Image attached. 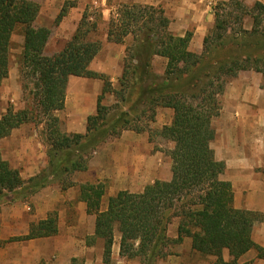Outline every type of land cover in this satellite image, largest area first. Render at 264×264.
Here are the masks:
<instances>
[{"label": "trees", "instance_id": "1", "mask_svg": "<svg viewBox=\"0 0 264 264\" xmlns=\"http://www.w3.org/2000/svg\"><path fill=\"white\" fill-rule=\"evenodd\" d=\"M230 3L216 7L215 26L204 40L201 55L189 51L192 33L178 37L170 32V21L161 7L122 5L117 19L109 24V42L124 44L126 38L133 37L134 44L126 50L119 79L124 93H137L130 111L142 107V114L151 112L154 121L157 108L172 110L173 120L162 128L160 136L172 142L174 149L168 153L172 161L170 181H156L138 194L121 191L109 199L106 210L101 209L105 194L102 185L81 187L87 213L96 216L92 240L104 242L105 263L111 261L116 233L120 235L121 257L139 258L142 264H157L168 256L166 250L171 244H181L186 238L191 239L195 253L215 258L214 264H239L252 250L264 260V248L253 240L257 215L234 207L232 184L221 179L226 165L216 159L212 148L216 135L212 121L221 113L227 85L241 72L250 70L260 72L264 81V7L259 2L252 8L241 3L242 13L235 16L240 28L235 32L230 23L233 13H222ZM39 13V4L31 0H0V87L10 73L12 36L21 27L25 38L21 74L27 102L21 111L9 107L0 119V141L21 126L44 119L49 146L51 171L46 169L27 182L0 151V195L21 192L23 200L45 188L51 176L58 179L63 191L68 190L74 186L68 177L89 168V161L84 159L86 152L109 138H120L124 131H144L133 125L134 119L126 112L109 123L103 102L115 91L108 76L90 69L102 46L89 40L97 25L90 23L87 11L71 40L51 57L44 54L51 31L35 27ZM65 13L66 9L58 22ZM247 17L252 20L251 31L244 28ZM154 57L167 61L164 77L151 72ZM71 77L104 83L96 114L87 119L86 134H67L56 116L65 108ZM123 101H127L125 97ZM86 142L88 145L82 147ZM174 220L178 227L173 240L168 232ZM57 233L55 213L33 225L27 239ZM225 251L231 257L229 262L224 259ZM71 264L85 262L73 258Z\"/></svg>", "mask_w": 264, "mask_h": 264}, {"label": "crops", "instance_id": "2", "mask_svg": "<svg viewBox=\"0 0 264 264\" xmlns=\"http://www.w3.org/2000/svg\"><path fill=\"white\" fill-rule=\"evenodd\" d=\"M121 2L128 3L129 0ZM218 2V0H159L154 6L164 10L170 21L169 30L172 34L184 37L188 32L192 33L189 51L201 55L204 51V40L215 26ZM116 46L118 44H114L110 49L115 50ZM97 58L98 56L90 65L92 71H95ZM123 63L124 57L120 54L116 58V70L104 69L100 72L109 76H122ZM245 73L247 72L240 73L237 81L230 83L226 88L220 116L212 121L216 134L212 148L216 159L226 165L221 179L232 184L234 207L264 215V90L260 83L242 82ZM77 78H70V87L72 80ZM98 94L99 89L82 88L75 96L74 105H70L69 96L66 97V110L71 108L73 116L81 118L84 122L80 130H73V126H68V132L84 134L85 130L87 131L84 124H87L88 117L96 114ZM165 111L168 116L165 126H168L174 114L172 110ZM137 140L138 136L134 132L126 131L118 142L104 144L95 153L88 170L73 175L74 186L66 191L62 190L59 183L48 184L31 196L30 202L19 200L0 204V264H49L52 255L65 251L66 242L57 238V235L61 234L59 225L58 233L53 237L27 239L33 225L47 220L53 213L57 214L55 208L59 203L68 202V205H71L78 202L81 219L83 215L94 216L89 231V234L94 236L96 216L87 213V205L81 198V187L84 185L95 186L109 180L121 189L120 192L130 189L132 193L138 194L156 181H170L172 178L170 157L164 160L159 153L148 154L146 149L140 152L137 149L140 145ZM0 151L4 160L19 170L26 182L49 168L44 146L35 147L30 139L23 137L17 130L10 137L0 141ZM173 238H177V231ZM253 240L264 248V221L255 223ZM118 252L120 253V243ZM247 258L254 261L252 264H264V260L257 258L255 250L244 255L239 264H246ZM224 259L226 262L231 260L228 252L227 255L224 254Z\"/></svg>", "mask_w": 264, "mask_h": 264}, {"label": "rangeland", "instance_id": "3", "mask_svg": "<svg viewBox=\"0 0 264 264\" xmlns=\"http://www.w3.org/2000/svg\"><path fill=\"white\" fill-rule=\"evenodd\" d=\"M31 1L39 4L40 6V13L35 22V27H44L48 28L51 31L50 39L44 52V54L49 57L56 55L63 50V48L75 34L85 12L87 11L90 23H96L97 25L96 32H92L90 34L89 40L100 42L102 46L101 51L97 55L98 58L95 61V72L98 71L99 73H102L100 72V70H116V58L121 54L125 59L127 48L131 47L134 44L133 37H128L126 38L124 44H118L115 50L114 48L110 49V47H113L115 43L108 41L109 24L112 19H117L119 7L122 5H135L158 8L157 6H154V4L159 0H140V3H134L133 0H129L128 3H123L121 2V0ZM218 1L219 2L217 3L216 7L221 3L231 2L230 7L222 13H233V17L230 20V23L232 29H234L235 32L239 31L240 28V24L236 21V17L242 13V8H240L239 6L241 3L244 4V6L252 8L256 2H259L264 7V0H234V2H232V0ZM237 3L239 4L237 5ZM64 9H66L65 17L58 22V17ZM221 11L223 10H219L220 13ZM262 27H264V22ZM244 28L248 31L252 30L251 18H245ZM24 43V31L20 27L15 31L11 40L10 73L8 78L3 81L0 87V119L7 113L9 107H13L15 111H21L26 108L27 102L23 90V78L21 74V57L24 51ZM166 65L167 61L165 59H162L161 57H154L150 70L157 77H164ZM245 72L247 73L243 75V77L245 76V78L241 80L242 82L244 81L260 83L261 87L263 88V75L260 72H258L257 70H250ZM105 75L108 76L111 80L113 89L115 91L114 94H108L103 102V105L108 109L109 123L117 120L123 112L128 113L130 115V119H134L133 125H136V127L142 128L144 130L142 133L131 131L138 136L139 140H137L136 142H139L140 145L137 149H139L140 152H144V149H146V153L148 154L159 153L160 155H162L164 160L169 159L168 153L169 151H172L174 149V144L172 142L164 140L160 136V132L162 131V128L165 126V123L168 120V116L165 114V110L167 109L161 107L157 108L154 121H152L153 117L151 115V112L147 111V113L142 114V107L136 109L137 111H130V106L133 104L135 98L137 97L136 91L132 96L129 95V92L124 93V89L122 90V87L119 83V79L121 78V76L115 77L109 76L107 74ZM236 79H238V77L233 79L230 83L237 81ZM103 86L104 83L101 80L97 79H73L71 87L69 85V93L67 90V96H69V104H75V96H77L80 89L90 87L93 89H99L98 95H100ZM224 95L222 97V107L224 104ZM123 97H125V99L127 100L126 102L123 101ZM92 100L93 99H91V101ZM56 116L60 119L62 129L64 132L67 131V134H72L68 132V126H73V130H80L84 123L81 118H75L73 116V110L71 108L67 110L65 108L63 112H57ZM41 120L38 122L25 124L17 129V131L18 133H21L23 137H27L28 140L30 139L35 144V147H40V145H43L47 158L49 159V146L47 145L46 140V124L44 119L42 121ZM86 126L87 124L85 123L84 127ZM86 132L87 131L85 130L84 134H86ZM120 138H109L97 149L89 150L88 152H86V154H84V159L88 160L90 163L100 147L108 142L116 143ZM86 145H88V142L83 143L82 147H85ZM47 171L51 170L48 169ZM74 174L75 173L68 177L69 181L73 180ZM63 179H65V176L63 177ZM49 180V184L59 183V181H57L58 179L56 180L53 176H51ZM95 185H102L104 187L105 194L101 201V209L105 210L108 206L109 199L117 195L121 189H119L112 181L109 180L102 181L101 183H97ZM127 190L131 192L130 189ZM19 193L1 194L0 204L23 200ZM30 198L31 196H26V202H30ZM55 212H57L58 225L61 227V234H58L57 238L63 242H66L67 248L65 249V251H60L57 254L52 255L49 260V264H69L71 258L73 257H77L78 259L83 260L85 264H142L139 258L128 260L121 257L120 253L118 252L120 243V235L118 233L115 234V245H113L111 261L109 263H105L103 259L104 242L100 239L92 240L93 235L89 234V231L92 228L94 222L93 219L95 217L83 215L81 219L78 210V202H75L71 205H68V202L59 203L55 208ZM256 215L258 219L257 222L264 221L263 214L256 213ZM177 227L178 221L174 220L169 227L168 236L170 239L174 240L173 236L177 231ZM166 252L168 253V256L164 259L158 260L157 264H214V262L216 261V259L213 257H206L195 253L192 250V241L188 238L184 239L181 244H171L167 248ZM224 254L227 255V252L225 251ZM246 261V264H252L254 262L248 260V258Z\"/></svg>", "mask_w": 264, "mask_h": 264}]
</instances>
